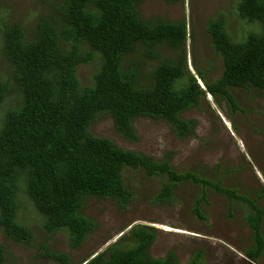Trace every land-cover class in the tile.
I'll return each mask as SVG.
<instances>
[{"label":"trees","instance_id":"16d2710c","mask_svg":"<svg viewBox=\"0 0 264 264\" xmlns=\"http://www.w3.org/2000/svg\"><path fill=\"white\" fill-rule=\"evenodd\" d=\"M29 1L40 6L33 29L23 23L5 27L4 43H0V55L17 85L15 92L8 94L9 80L0 79V109L3 104L9 105L0 123V227L14 240L35 243L38 257L46 261L13 264H48L50 258L52 264H200L202 247H196L197 254L186 263L175 249L164 256L153 254L158 230L146 223L127 229L131 222H126L122 237L96 255L77 260L68 251L52 248L48 240L38 243L35 228L19 221L25 205L22 194H26L38 210L32 207L42 214L41 227L49 237L65 234L74 248H80L100 230L97 218L87 212L94 199H110L121 212L130 208L136 193L127 175L136 169L149 177L165 178L151 204L174 203L179 188L190 181L199 186L193 208L189 207L194 217L208 220L204 207L210 203L209 193L215 191L249 201L256 211L251 220H259L260 215L263 219L264 211L248 195L230 186V176L220 171V165L211 168L217 170L212 177L203 169L179 171L169 157L158 159L123 148L114 139L90 129L107 115L120 134L136 141L139 134L135 120L150 117L169 123L175 136L184 141L197 135L198 120L188 113L210 109L209 95L219 104L224 99L232 113L243 111L236 89L264 92V0L236 1L242 19L263 24L245 40L233 39L224 14L209 21L212 47L223 64L221 75L211 80L207 72L213 69L197 65V52V75L188 65L187 20L145 18L141 9L144 0L23 2ZM27 13L31 15V9ZM140 44L150 48L149 57H162L163 47L173 48L176 56L159 58L155 69L146 74L142 62L128 58ZM94 59H100L101 67L93 75V84L82 86L78 66ZM145 78L148 82L144 84ZM18 97L21 103L15 106L11 100ZM260 229L256 235L262 236V241L256 249L247 250L255 262L264 250ZM7 258V246L0 243V264H8Z\"/></svg>","mask_w":264,"mask_h":264},{"label":"rangeland","instance_id":"374dc122","mask_svg":"<svg viewBox=\"0 0 264 264\" xmlns=\"http://www.w3.org/2000/svg\"><path fill=\"white\" fill-rule=\"evenodd\" d=\"M23 1L0 0V28H2L0 43H4L5 27L23 23L24 27L33 29L37 9H40V6L36 7L30 1L28 3ZM236 1L238 2V0H184L172 3L165 0H144L141 9L145 18L161 16L168 20L183 18L187 20L190 33L186 43L188 65L197 75L194 67V51L197 52L200 56L197 64L205 69L209 67L213 69L207 72L210 79L220 76L223 70L222 60L214 52L211 35L207 30L212 18L224 14L228 20L229 33L237 41L245 40L251 32L260 31L263 27L261 22L242 19ZM29 9L31 15L27 13ZM137 47L136 52L128 58L142 60L146 74H150L155 69L159 58H163L166 54L171 57V53L176 56V51L163 47L164 52H167H162L164 53L162 57H149L151 52L149 47L142 44ZM100 67V59H94L90 64H80L77 74L81 85H92L93 75ZM9 71L8 63L0 55V79L9 80L8 94H12L17 89V85L11 80ZM147 82L148 78L142 81L144 84ZM250 91L242 88L235 90L244 109L235 113L230 111L224 99L219 104L209 95L207 100L210 109H195L188 113L198 120L197 135L184 141L175 136L169 123L150 117H140L135 120L134 124L139 134V139L136 141L120 134L115 129L113 118L107 115L97 119L90 130L97 135L114 139L123 148L149 153L158 159L169 157L179 171L203 169L210 174L208 177H212L211 175L216 176L217 170L211 168L220 165V171L230 176L227 178L231 182L230 186L236 187L240 194L248 195L264 211V92L257 89ZM19 97L11 100L16 102L15 106L21 103ZM8 106L3 104L0 109L2 110L0 123ZM212 111L218 117H215ZM132 172L127 175L129 177L127 181L132 183L136 197L130 208L126 212H121L116 203L110 199H94L87 212L97 218L100 230L91 234L80 248H74L65 234L55 233V237L50 238L41 227L42 214L36 211L38 210L36 204L34 205L26 194H22L25 205L20 210L19 221L35 228L38 243L48 240L52 248L68 251L77 260L106 249L125 232L121 231L122 226L126 222H131L127 229L138 223L150 224L157 228L158 237L153 245L155 255L164 256L168 251L175 249L179 259L186 263L197 254L195 248L202 247L204 256L200 264H264V250L257 262L247 255L248 249H256L262 241V236L256 235L257 228L262 227L260 230L264 236V218L262 219L260 215L259 220L255 217L251 220V216L256 215V211L249 201L231 199L225 194L211 191L210 203L204 207L208 220H200L189 212V207L193 208L198 185L190 181L185 182L179 188L178 199L172 204H151L154 193L165 178L162 179L160 175L149 177L141 169ZM231 202H233L232 208L229 207ZM110 235L112 236L105 238ZM0 243L7 246L8 264L16 261L26 263L46 261L43 256L38 257L35 243L14 240L6 236L1 227ZM48 264H52L51 258Z\"/></svg>","mask_w":264,"mask_h":264},{"label":"bare ground","instance_id":"6f19581e","mask_svg":"<svg viewBox=\"0 0 264 264\" xmlns=\"http://www.w3.org/2000/svg\"><path fill=\"white\" fill-rule=\"evenodd\" d=\"M178 2H179V0H178ZM141 5H142V4H141ZM163 46H164V45L162 44V47H163ZM167 47H168V45H167ZM172 49H173V48H172ZM172 49H169V50L172 51ZM162 50H163V49H162ZM162 50H161V52H164V50H163V51H162ZM173 50H174V49H173ZM185 50H186V49H185ZM166 52H167V51H165L164 53H166ZM164 53H163V54H164ZM173 53H174V51H173ZM163 54H162V55H163ZM166 55H167V54H166ZM171 55H172V53H171ZM141 61H142V60H141ZM141 61H140V62H141ZM142 62H143V61H142ZM145 63H146V62H145ZM142 64H143V63H142ZM154 65H155V64H154ZM197 65H198V64H197ZM197 65H196V66H197ZM154 67H155V66H154ZM190 72H191V71H190ZM198 83H199V82H198ZM180 90H181V89H180ZM192 108H193V107H192ZM139 118H140V117H139ZM128 227H129V226H128ZM123 235H124V234H123ZM120 236H121V235H120ZM121 237H122V236H121ZM117 240H118V239H117Z\"/></svg>","mask_w":264,"mask_h":264},{"label":"clouds","instance_id":"9594fccd","mask_svg":"<svg viewBox=\"0 0 264 264\" xmlns=\"http://www.w3.org/2000/svg\"><path fill=\"white\" fill-rule=\"evenodd\" d=\"M263 218H264V213H263ZM98 253V252H97ZM96 255V254H95Z\"/></svg>","mask_w":264,"mask_h":264}]
</instances>
